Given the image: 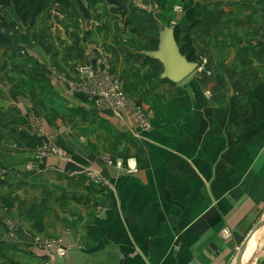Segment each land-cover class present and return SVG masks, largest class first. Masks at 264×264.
Here are the masks:
<instances>
[{
    "label": "crops",
    "instance_id": "1",
    "mask_svg": "<svg viewBox=\"0 0 264 264\" xmlns=\"http://www.w3.org/2000/svg\"><path fill=\"white\" fill-rule=\"evenodd\" d=\"M69 1L66 23L27 29L3 14L13 31L2 28L11 43L0 46V214L17 238L0 219V264H43L29 237L67 229L81 249L55 264H235L264 221V2L192 0L185 10L202 7L188 32L192 51L195 61L208 53L210 77L174 84L151 49L124 51L125 34L103 13L115 6ZM117 1L147 38L152 18L189 29L174 1L158 17L151 0ZM100 49L128 98L148 111L147 130L132 110L98 112L70 89ZM45 145L66 156L38 154ZM248 259L264 264V225L244 249Z\"/></svg>",
    "mask_w": 264,
    "mask_h": 264
},
{
    "label": "built area",
    "instance_id": "2",
    "mask_svg": "<svg viewBox=\"0 0 264 264\" xmlns=\"http://www.w3.org/2000/svg\"><path fill=\"white\" fill-rule=\"evenodd\" d=\"M264 2V0H261ZM204 63H206L204 61ZM202 66V65H201ZM200 66V67H201ZM199 67V68H200ZM198 68V69H199ZM208 72L207 74H209ZM76 80L71 81L69 87L72 91L87 96L92 100L94 108L101 113H113L119 116L126 107V97L122 86L116 79L112 66L108 58L100 49L97 51L92 63L82 65L76 69ZM135 118L140 130H147L149 127V118L142 115L139 110L135 111ZM40 119H33L35 129L39 126ZM45 148V147H44ZM47 149V148H45ZM43 152V151H42ZM58 156L56 149L51 148L43 152V155ZM63 156V155H59ZM117 168H122L121 162L115 163ZM129 172L136 171L135 168L127 167ZM86 177L94 185L101 184V178L94 171H87ZM6 227V234L9 239H16V225L8 218H2ZM28 247L31 252H42L46 261L45 264H55L56 261H63L67 258L70 250L81 249V236L73 230H65L56 239H45L39 236L29 237Z\"/></svg>",
    "mask_w": 264,
    "mask_h": 264
},
{
    "label": "rangeland",
    "instance_id": "3",
    "mask_svg": "<svg viewBox=\"0 0 264 264\" xmlns=\"http://www.w3.org/2000/svg\"><path fill=\"white\" fill-rule=\"evenodd\" d=\"M98 1L102 2L100 5H103L104 7L108 6V4L105 0H98ZM134 1L136 2L137 0H134ZM138 1H140V0H138ZM165 1H168L169 3L174 1L172 3H176V5L179 6V7H173V9H175L174 11H176L177 13L183 12V15L186 11L185 7H187L188 4H190L192 2V0H188L187 3H184L185 0H151L152 6H151L149 11L151 13H155L156 16L158 17V14L161 10L160 8ZM100 2H98V3H100ZM198 4H195V6H193L192 8H195L199 13V9L202 10V7H200ZM180 5H182V6H180ZM8 7H10V6H8ZM8 7H4V8L0 7L2 15L4 14L6 16H9V13H10V15L14 14L13 12H11V10L8 9ZM43 8L44 9L42 11V14L36 19L35 24L37 22H39L38 25L40 27H43V26H49V24L53 25L54 23L59 24L61 21L66 23L65 20L67 18V14H68L67 10L60 12L59 7L51 5L50 3L46 2V0H44V7ZM161 12H162V10H161ZM103 13L105 14V17H108V15L111 14L112 19H114V21L112 22V29L111 30H114V29L120 30L122 32V34H125V39L128 42H127V44H125V45H127L126 48H123V49L126 53H128V51H129L128 49H131L132 47H136L138 49H144V50L151 49L148 52L149 54L157 52L159 50V42H160L161 34H163V32H171L170 27H172V26L175 27V25H171V23H169V22L162 21V20L160 21V20H157L156 18H152L151 19V22H152L151 27L152 28L150 26H146V27L149 28V32H151L155 37L154 38H147L149 36H146V34H143V32H144L143 26L140 27L135 21L129 19V17H131V16L127 15L128 13L126 11V8L122 12V16H121V11H117L116 8L114 10H111V8H109L106 11L104 10ZM63 16H65V17L62 18ZM105 24H107V23L105 22ZM198 24H199V22H198ZM144 27H145V24H144ZM6 29L9 31H13V28H11V29L6 28ZM27 29H31V28H27ZM190 30H192V29L189 28V29H187V32H181V34L178 36V41L175 40L177 49L179 51H180V48L185 45V36L190 39L189 33H188ZM151 39H152V42L150 43ZM229 40L230 39L220 38L219 41H220V43H227V41L229 42ZM236 40H237V43H239V39H236ZM190 43H191V40H190ZM204 44H207V39L204 40ZM191 48H192V46H191ZM207 49H208V45L206 47L205 53H207ZM237 51L238 50L233 51L232 54H235ZM207 54L201 55L200 57H198L199 58L198 61H194V63H196V65H197L196 69L192 72V74H190L188 76V77H193L192 78V79H194L193 81L197 80L199 83L200 82L203 83L207 80V78L210 77V76H208L209 74H207V73L210 72L209 65H211V64H209L210 60H208L209 57ZM228 54H230V52ZM182 56L186 57L185 55H182ZM225 57H227V56L224 54L223 58H225ZM150 59H152V58L150 57ZM152 60H153V62H157L158 63L157 65H162L160 60H156V59H152ZM204 61L206 63H204ZM113 73H114V71H113ZM114 75H115V73H114ZM115 77L118 80V82L120 83V85L122 86L123 92H124L125 97H126L127 105L122 111H124L126 109H130V110H132L134 117H135V111L136 110H139L143 116L146 115V112H148V111H145L140 105L136 104L135 102H133L132 100H130L128 98L121 81L118 79V77L116 75H115ZM165 81H169V80L166 79ZM45 144H47V143H45ZM45 148H47V149H45ZM45 148L40 146L38 148V154L43 155V152L50 150L51 148H53V146L45 145ZM54 149H56V154L59 153V155L66 156L65 153L62 152L61 150H58L57 147H54ZM48 155L52 156L51 153H49ZM53 156H56V155H53ZM33 236H39V237L45 238V239H56L57 238V237H43L40 235H33ZM45 262L46 261L43 260V264H45Z\"/></svg>",
    "mask_w": 264,
    "mask_h": 264
},
{
    "label": "trees",
    "instance_id": "4",
    "mask_svg": "<svg viewBox=\"0 0 264 264\" xmlns=\"http://www.w3.org/2000/svg\"><path fill=\"white\" fill-rule=\"evenodd\" d=\"M109 6H115L117 11L123 12L125 10L116 0H105ZM53 6L59 7V11L68 10L70 7L69 0H46ZM13 6L14 14L18 17L21 24L26 28H32L36 19L42 14L44 7V0H0V7ZM184 18L189 26L193 29L198 25L199 13L195 8H188L184 13ZM2 28H13V25L7 23L0 10V46L8 45L11 40L2 32ZM181 31L178 26L174 27V37L178 41V36ZM181 55H185L187 61L194 62L196 56L192 51L190 39L185 36V45L180 48Z\"/></svg>",
    "mask_w": 264,
    "mask_h": 264
},
{
    "label": "water",
    "instance_id": "5",
    "mask_svg": "<svg viewBox=\"0 0 264 264\" xmlns=\"http://www.w3.org/2000/svg\"><path fill=\"white\" fill-rule=\"evenodd\" d=\"M171 32H163L159 42V50L149 56L152 59L160 60L164 67L163 77L172 83H180L196 69V63L187 61L177 49L174 26L170 27ZM264 225V221L256 225L251 234L243 241L238 249L235 264H242L243 253L246 245L254 234Z\"/></svg>",
    "mask_w": 264,
    "mask_h": 264
},
{
    "label": "bare ground",
    "instance_id": "6",
    "mask_svg": "<svg viewBox=\"0 0 264 264\" xmlns=\"http://www.w3.org/2000/svg\"><path fill=\"white\" fill-rule=\"evenodd\" d=\"M252 242H253V241H252ZM252 242H250V244H251ZM250 244H249V245H250ZM250 257H251V256H250V252H249V256H248V258L250 259ZM249 259L246 261V264L248 263ZM242 264H244V263H242Z\"/></svg>",
    "mask_w": 264,
    "mask_h": 264
}]
</instances>
